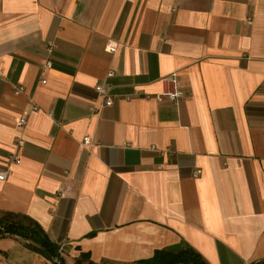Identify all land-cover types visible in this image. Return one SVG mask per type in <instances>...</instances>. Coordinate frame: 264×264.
Here are the masks:
<instances>
[{"label":"crops","instance_id":"0c3cea01","mask_svg":"<svg viewBox=\"0 0 264 264\" xmlns=\"http://www.w3.org/2000/svg\"><path fill=\"white\" fill-rule=\"evenodd\" d=\"M172 72L185 97L159 102ZM7 168L0 215L33 218L66 264L264 260V0H0ZM0 264L50 261L6 235Z\"/></svg>","mask_w":264,"mask_h":264},{"label":"trees","instance_id":"16d2710c","mask_svg":"<svg viewBox=\"0 0 264 264\" xmlns=\"http://www.w3.org/2000/svg\"><path fill=\"white\" fill-rule=\"evenodd\" d=\"M12 235L20 237L28 246L52 262L56 258L59 264H66L59 248L48 236L46 230L33 218L14 212H3L0 215V237ZM91 264H94L91 262ZM133 264H207L191 247L175 249H161L152 258L140 260ZM256 264H264V260Z\"/></svg>","mask_w":264,"mask_h":264},{"label":"built area","instance_id":"2783aa9c","mask_svg":"<svg viewBox=\"0 0 264 264\" xmlns=\"http://www.w3.org/2000/svg\"><path fill=\"white\" fill-rule=\"evenodd\" d=\"M248 24L253 23V18H249L247 20ZM54 45L51 46L50 50L53 48ZM108 50L113 52L116 50V46H109ZM48 66L51 65V62L48 61L46 63ZM114 72L112 70L108 71L107 76H113ZM166 79L170 82V87L163 90L161 93L157 94L156 98L159 102H162L164 100H170L173 102H178L179 100L183 99L185 97V92L181 87V82L178 78L177 72H172L169 74ZM45 82V80H43ZM13 91L15 95H24L26 94V88L23 85H14L13 86ZM96 91L98 92L99 96L103 99V104L105 106H110L113 104V98L109 92V89L105 87L104 85L100 84L96 86ZM32 101V110L37 111L39 110V106L35 104V102L30 98ZM27 121L25 118H21L18 120L17 124L19 127H24L26 125ZM91 143V138L89 136H85L83 138V144H90ZM19 145H23V140L18 141ZM13 159L16 163L20 162L19 156H13ZM200 171L197 170L195 172V175H199ZM10 174V170L7 169H0V181H5ZM58 194L62 197H65L69 194V188L68 187H63L60 188L58 191ZM60 254H62L63 248L60 246L59 248ZM60 260L56 258L54 261L50 262V264H59Z\"/></svg>","mask_w":264,"mask_h":264}]
</instances>
